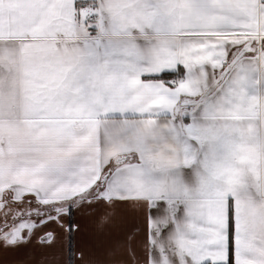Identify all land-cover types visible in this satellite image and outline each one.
<instances>
[{"label": "snow or ice", "instance_id": "snow-or-ice-1", "mask_svg": "<svg viewBox=\"0 0 264 264\" xmlns=\"http://www.w3.org/2000/svg\"><path fill=\"white\" fill-rule=\"evenodd\" d=\"M33 241L264 264V0H0V251Z\"/></svg>", "mask_w": 264, "mask_h": 264}, {"label": "crops", "instance_id": "crops-1", "mask_svg": "<svg viewBox=\"0 0 264 264\" xmlns=\"http://www.w3.org/2000/svg\"><path fill=\"white\" fill-rule=\"evenodd\" d=\"M82 213L79 212H75L74 213V218L76 219H82L83 218ZM84 222H86V220L84 219ZM52 222L49 223V225ZM57 225V224H56ZM136 225H137V233L143 237L147 231V222L144 219V217L138 216L137 220H136ZM52 227V226H51ZM48 227V225H46V228L48 231H51L53 233H55L56 229L52 227ZM58 247V245H57ZM55 248L52 249H45L41 246H39L37 241H33V243L26 247L21 249V251L19 252H2L0 251V262H4V264H16L17 261L20 260H24V261H38V262H42L46 257L47 258H51L52 255L55 252Z\"/></svg>", "mask_w": 264, "mask_h": 264}, {"label": "rangeland", "instance_id": "rangeland-1", "mask_svg": "<svg viewBox=\"0 0 264 264\" xmlns=\"http://www.w3.org/2000/svg\"><path fill=\"white\" fill-rule=\"evenodd\" d=\"M86 220V219H85ZM53 227V229L55 228L56 229V231H57V225H56V223L55 222H52L50 225L48 224V227ZM52 227H51V229H52ZM55 231V232H56Z\"/></svg>", "mask_w": 264, "mask_h": 264}]
</instances>
